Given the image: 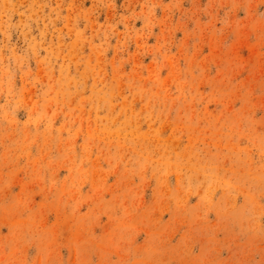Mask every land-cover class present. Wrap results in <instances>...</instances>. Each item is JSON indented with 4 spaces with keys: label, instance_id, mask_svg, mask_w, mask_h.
I'll list each match as a JSON object with an SVG mask.
<instances>
[{
    "label": "rangeland",
    "instance_id": "rangeland-1",
    "mask_svg": "<svg viewBox=\"0 0 264 264\" xmlns=\"http://www.w3.org/2000/svg\"><path fill=\"white\" fill-rule=\"evenodd\" d=\"M0 264H264V0H0Z\"/></svg>",
    "mask_w": 264,
    "mask_h": 264
}]
</instances>
